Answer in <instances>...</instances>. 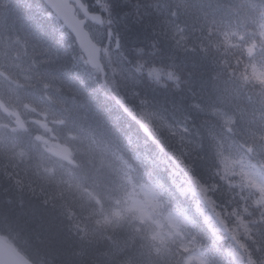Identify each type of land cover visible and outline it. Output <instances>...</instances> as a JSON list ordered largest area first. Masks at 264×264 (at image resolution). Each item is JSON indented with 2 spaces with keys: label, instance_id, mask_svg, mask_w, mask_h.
Here are the masks:
<instances>
[{
  "label": "trees",
  "instance_id": "trees-1",
  "mask_svg": "<svg viewBox=\"0 0 264 264\" xmlns=\"http://www.w3.org/2000/svg\"><path fill=\"white\" fill-rule=\"evenodd\" d=\"M87 1L92 3V7L98 12H103L106 19L105 27L108 30L111 29L113 34L118 36V39L109 46L112 49L109 52L111 58L108 63L107 85L102 83V78L97 72L86 65L72 36L56 21L43 0H0V19L3 25L10 23L16 32L23 34L24 37L27 36L28 40L29 38L32 40L35 32L40 30L43 31L38 35L46 38L42 43L45 45V51H40L32 43V48H29L23 55L25 61L31 62L33 69L36 68L31 72L33 78L30 82L23 79L22 73L16 74L19 77L14 82L18 87L23 86L26 89L23 100L29 97L34 98L38 105L45 107L43 109H51L50 113L61 112L64 120L82 122L80 129L68 131L67 124L64 126L62 122L58 123L55 120L58 118L57 116L52 119L51 124H62L64 128L61 129L74 136L73 147L77 143L84 142L92 148L95 155L100 152L107 157L117 155L111 164L120 159L121 166L127 167L128 161L135 157L139 166L149 170H162L160 176L168 185L170 195L178 201H182L178 199V196L185 187L187 192L192 191V201L185 202L191 212L188 219L199 218L201 235L205 243L210 246V250L216 255L219 264H245L243 250L246 246L251 245V240L248 237L256 240L264 239V212L258 210L264 206V195H261L255 189L256 187L248 182L247 173L243 174L241 171L245 164L246 167H249L251 166L250 161L255 162L245 158L242 155V150L264 151V141L261 139L264 137V88H257L249 82L254 80L264 84L262 77L264 74V18L237 17L229 11L228 0H220V3L217 4L215 0H153L159 5H168L167 10L169 11H173L174 4L177 5V3L184 4L186 9L191 10L192 13L197 12L198 8L201 9V12L209 11L205 21L212 24L220 23L223 28H217L205 39L200 38V35L190 36L191 33L198 32L200 26L196 23L189 27H178L171 30L169 34H158L143 28L142 34L141 32L136 34L140 36L142 45L133 49L129 46V42L119 37L118 24L119 22L120 24L126 23L128 13L143 7L144 1L120 0L122 4L114 3V0ZM248 5L255 6L254 0H245V6ZM175 10L178 17L185 14L183 11ZM166 37L169 40V48H171V42L174 41L183 50V54H180L178 58L175 59L173 56L175 51L169 49L168 44L162 43ZM257 38L261 41V55L255 60L248 61L245 58V51L248 57L253 55L254 49L257 47L255 43ZM139 49L146 52L145 57L135 61L132 57ZM170 55L172 62L165 59ZM142 59L149 60L148 66L140 63ZM209 67L211 73L207 74V79L198 78V81H202L205 85L206 81L213 79V83L217 86L215 91L218 90V96L210 95L211 92L206 87H203V91L197 89L195 92V94H199L196 99L197 105L186 101L190 109L185 107L182 111V108H178L174 112L171 111V108H167L168 104L162 102L158 97L160 92L168 93L171 86L174 85L169 83V80H174L175 84L180 82L184 70L200 73L199 71ZM150 79L155 80V83H148ZM44 84H48L49 87L43 88ZM4 85L6 91L11 93L12 89L7 86V83ZM152 85L155 86L156 91ZM150 86H152L150 92H145L144 89ZM221 87L224 88L221 89ZM179 89L176 86L173 91L177 92ZM113 93L122 98L127 107L132 109L138 117L145 120L153 132L154 141L150 142L146 135L140 132L134 121L123 113L114 101ZM224 93H227L228 96H221ZM168 95L170 94L168 93ZM220 104L225 107V115L232 118V126L229 130L234 131L230 137L227 136L228 130L223 127L221 121L213 116L216 122H209V131L206 134L210 136L209 140L217 152L216 155L219 156V161L215 160L220 164L223 174L228 177L232 175L233 169L239 166L240 174L243 175L246 182L243 184L233 183L231 179H226L215 195L213 207H219L222 214L226 212L228 216L232 217L234 222L224 224V226L226 225L236 241L239 242L243 254L231 249L230 242L226 240V233L221 230L223 225L218 222H214L216 234L210 239L209 232L204 229V215L207 214L205 203L199 201L185 176L171 163L169 158L156 151V145L158 142L161 143L160 132L162 130L176 132L175 138L172 140L165 137L163 144L171 145L174 149L171 153L180 162L183 158V153L180 151L183 139L187 135L193 136L198 133L199 128L198 130L196 128L199 121L197 117L200 116L204 119L207 115L206 118L209 119V116L212 115L211 111L218 108ZM186 113L189 118L186 117ZM169 117L175 119L177 123L170 121ZM155 122H158L159 127ZM237 126L242 128L238 129ZM106 128L121 132V137L115 142L106 140L107 133H104ZM206 134L205 136H207ZM77 161L80 167L81 161L79 159ZM94 163L97 167L104 165L95 161ZM183 166L185 167V165ZM27 171L30 176L34 174L32 170ZM186 171L193 177L196 186L202 189L205 197L209 193L207 185L220 184V181L215 182L217 179L193 175L189 169ZM216 171L218 172L217 168ZM225 184L227 190H225ZM32 188L35 189V187ZM249 189L260 194V198L255 201V208L246 207L250 195ZM12 192L10 190L0 191L2 204L9 196V207H3L0 211L1 222L10 223L12 216L17 218L19 214L26 213L28 219L45 217L48 220L51 219L55 224V229L51 234L47 229L33 237L31 249L28 245L26 248L22 247L39 264H91V261L97 258V253L103 250V246L93 247L72 235L74 229L66 219V213L70 211L67 201L59 204L55 210L54 208L47 210L46 207H37L35 204L38 201L31 198V195L17 190L11 194ZM49 195L52 198H58V201L62 199L60 193ZM19 203L21 204L19 205ZM233 209H235L234 216ZM12 227L16 228V226ZM8 231L9 229H0L2 235L8 234ZM19 233L23 232L19 231ZM48 237H53V239ZM42 240L46 242L45 248L41 247L40 249L43 250L37 252L33 247ZM65 241L73 243L71 248L63 247ZM78 251L84 253L77 256ZM39 258L41 261H38Z\"/></svg>",
  "mask_w": 264,
  "mask_h": 264
},
{
  "label": "clouds",
  "instance_id": "clouds-1",
  "mask_svg": "<svg viewBox=\"0 0 264 264\" xmlns=\"http://www.w3.org/2000/svg\"><path fill=\"white\" fill-rule=\"evenodd\" d=\"M232 2L233 0H230V5ZM254 3L255 6H245V0H241L235 8L230 5L227 7L237 17L264 18V0H254ZM172 15H177L175 9ZM255 43L257 47L251 57H248L245 51L248 61L261 55L260 39L257 38ZM248 46L250 47L251 43ZM249 82L257 88H264V84L257 81ZM6 83L13 94H25V87H18L14 81ZM48 87V84L43 85L45 89ZM38 117V103L31 97L15 104L5 99L0 106V118L3 121L0 132L12 137L10 146L6 145L4 150L0 151V158L6 161L13 171L21 168L25 162L31 163L33 151H41L37 139L40 132L33 123ZM155 123L159 127L158 122ZM232 131L234 130H228L226 135L230 137ZM166 136L167 131L162 130L161 143L156 145V151L163 156H168L174 151L170 144H163ZM25 137L28 142L35 143L34 150L30 143L22 139ZM261 139L264 141V137ZM71 150L72 159L81 161V166L73 170L74 184L78 187L69 185L60 189L58 185H50L49 188L59 191L61 202L67 201L70 205L66 219L74 229L72 235L93 247L103 246V250L97 253V258L92 260L91 264H219L216 255L201 235L199 218L188 219L191 216L189 206L170 195L168 185L160 176L162 170L137 167L134 163L135 157L128 161L127 167L114 162L111 167L99 168L94 163L95 153L87 143H77ZM180 151L183 153L180 162L195 175V166L187 157L192 156L193 160L204 157L194 155L198 149L191 144L181 147ZM20 152L26 153V160L23 162L17 159ZM212 155L210 163H215L216 167L220 168L215 154ZM242 155L260 163L261 169L264 170V151L242 150ZM63 164L68 166L67 161ZM42 171L53 174L50 168ZM61 172V169H57V174ZM218 179L220 184L207 185L209 193L205 201V211L213 222L220 225L230 224L234 222L232 217L226 213L222 214L219 207H213L215 195L226 179L240 184L246 181L240 174L239 166L233 169L232 175L228 177L221 170ZM13 183L21 184L18 179H14ZM17 191L37 196L45 207L55 203L47 191L43 194L37 193L31 185L18 187ZM249 193V203L255 208V201L260 198V194L252 189H249ZM258 210L264 212V206ZM248 239L251 240V245L243 250L245 264H264V239ZM17 248L25 264H35V260L27 251L19 249L18 245ZM76 255L81 256L82 253L78 251Z\"/></svg>",
  "mask_w": 264,
  "mask_h": 264
},
{
  "label": "bare ground",
  "instance_id": "bare-ground-1",
  "mask_svg": "<svg viewBox=\"0 0 264 264\" xmlns=\"http://www.w3.org/2000/svg\"><path fill=\"white\" fill-rule=\"evenodd\" d=\"M144 1V6L140 7L138 10H131L128 13V17L126 18V23H121L119 22L118 24V28H119V37H122V39L124 41L129 42V46L133 49H137L139 48L142 43H141V38L140 36H137L140 32L142 34V31H144V29H149L152 32L155 33H167L169 34L171 30H175L178 27H189L192 26L193 24H197L199 25V29L197 30L198 32L195 33H191L190 36L192 37H196L197 35H200V38L205 39L207 36H209L210 34H212L217 28H223V25H221L220 23H216V24H212V23H208L205 21V19L207 18L208 12L209 11H205L203 10L201 12V9H197V12L192 13L191 10H187L185 5L181 3V5L179 3H177V5L174 4V9H178L180 11H183L185 14L181 15V17L179 16H174L172 15L173 11H169L168 9V5L163 6V5H159L156 2H154L153 0H143ZM180 1V0H179ZM204 1V0H202ZM227 2H229L230 4V0H228ZM241 2V0H233V2L231 3L232 6H236L237 4H239ZM43 3H49L48 0H43ZM114 3H118V4H122L120 0H114ZM215 3H220V0H215ZM201 12V13H199ZM78 26V25H76ZM144 28V29H143ZM14 28L11 26L10 23H5L1 30H0V45L2 46V49H0V65L1 64H9L12 66V64L16 65L20 70L24 71H30V73H28V78L26 81L30 82L32 81L31 77V72L35 71V69L32 68V63L25 61V58L22 56L21 51L17 52L13 49V46H11V41H9L7 38L5 37H9L11 35H13L14 33ZM43 31V30H42ZM40 31H36L35 34L33 35L34 37H32V42L34 43V45L37 46V48L40 51H45V45L42 44L43 41L46 39L45 37L38 35V33L42 32ZM110 33L109 30H105V34H104V40H102L101 44H113L115 40L118 39L117 34L114 35V37H109L108 34ZM133 34H137L136 36ZM39 36V37H38ZM167 36V35H166ZM43 37V38H42ZM169 38V36H167ZM166 38H164L163 40V44L167 45L169 48V40ZM106 38H109L107 40H105ZM2 39V40H1ZM127 46V45H126ZM107 46H104V48H106ZM175 51V54L173 56H175L178 58L180 54H183V50H181V48L178 47L177 43L172 41L171 42V48ZM145 51H142L141 49H139L137 51V53H134V56L132 57L133 60L137 61V59H140L142 57H145ZM168 57V56H167ZM171 55L169 56V58H165V59H169L170 62H172L171 60ZM173 59V58H172ZM148 62L149 60L147 59H142L140 61V63H142L145 66H148ZM195 71V70H194ZM210 67L206 68V70L202 69V71H199L200 73H195L194 72H189L184 70V74L183 77L181 78L180 82L178 84H175V81L173 80H169V83L174 84L173 86H171L170 90L173 91L176 86H178L179 91H173V93H170L171 91L169 90V94L168 93H164V92H160L159 94V98L161 99L162 102L168 104L167 108H171V111H177L178 108H182L181 110L184 111L185 107H187L188 109H190L188 107V102H192L194 103V105H197L198 102H196V99H198V93L195 94L197 89H201V91H203V87H206L207 90H209L211 93H209L210 95H215L218 96V90L215 91V83H213L214 81L212 80H208L206 81V84L203 85L204 83H202V81H198V78L200 79H207V74H210L211 72ZM40 77H44V76H40ZM156 78V77H155ZM148 83L154 84L155 80L150 79V81ZM154 86V85H152ZM146 87L144 90L145 92H150L151 87ZM155 90V86L153 87ZM224 87H221V89H223ZM153 91V90H152ZM156 91V90H155ZM208 93V92H207ZM31 96V95H28ZM114 97L119 98L120 100H122V98H120L118 95H115L113 93ZM221 96H228L227 93H224ZM23 101V96L20 95V102ZM188 101V102H186ZM81 108V107H80ZM174 109V110H173ZM85 111V110H84ZM123 113L128 117L134 115V112L129 110V112H127L125 109L122 110ZM212 115L209 116V119L204 118H200V116H198V125H197V130L198 133H195L193 136L191 135H187L185 139H183V146L187 144H191L192 146H194L196 149H198L197 152L194 153V155L196 156H202L204 157L203 159H192V156H188V160L194 164L195 166V171H196V175L197 176H204L207 179H217L215 182H219L218 179V172H221L220 168L216 167L215 163H210V161H212V154H215V159H217V161H219V156L216 155V151L214 150L213 146H212V142L211 140H209V135L206 134L208 133L209 129H208V124L209 122H216L215 118L219 121H221L222 125L224 128H226L227 130L231 129L232 126V118L228 117L225 115V107L223 105H219L218 108H214L213 111H211ZM210 113V114H211ZM215 118H214V117ZM186 117L189 118L188 114L186 113ZM204 117V116H203ZM170 121H172L173 123H177V121L175 119H172L171 117H169ZM68 125V127L66 128L68 131H76L78 129L81 128V125L83 124L82 122H77L75 120H70V119H65L63 122V125ZM62 124H56L52 127L53 130H57L54 133L56 135H59L60 140H64L65 142L68 143H72V141H74V136L70 135L66 130L64 131L61 128H64ZM238 129H241V126H237ZM109 129V128H108ZM106 131L104 132L105 134L107 133L105 139L110 141V142H115L117 141L120 137H121V132H116L113 130H107V128L105 129ZM200 134V135H199ZM205 134L207 136H205ZM176 132H171V131H167V136L169 139H173L175 138ZM46 140V138L44 136H41L39 138V142L42 143ZM2 147H0V151H3L5 146L1 149ZM188 150V149H185ZM95 158V162L99 163V164H104L102 165L103 167H111V162L114 161L117 158V155H112L110 157H107L106 155H104L103 153H97ZM155 154H154V158H155ZM36 158V157H35ZM24 166V165H23ZM81 166V163H80ZM29 166H24L23 168H18L16 169L14 172L11 171V167L7 164L6 161L2 160L0 158V191H6V190H10L13 191L11 194L14 193V191L17 190L18 187L21 186H27V185H31L32 187H35V189H37V193L43 194L46 191L49 194L52 193H59V191L57 190H53L50 189L49 186L50 185H58L60 189L63 188H67L69 185L67 183V180L64 178L63 174L59 173L57 174V171L52 172L53 174H47L46 172L42 171L43 166H41V164H38V169H35L36 171H34V174L32 176H30L28 174V171L26 168H28ZM99 168H103L98 166ZM216 168L218 169V172L216 171ZM190 172L191 169H189ZM11 173V175L9 174ZM14 179H18L21 184L20 185H16L13 183ZM15 189V190H14ZM231 192V190H230ZM238 193V192H235ZM9 196L6 197V200L4 202V204L1 203L0 200V211L2 210L3 207H9V200H8ZM31 198L36 199L38 201L37 204H35L37 207L42 206L43 208L45 207L42 203L40 198H38L35 195H31ZM55 203L53 206H49L46 207L47 210H52L55 207H58L59 204H63V202H61V200L58 201V198H53ZM182 203L185 204L184 201H181ZM21 203H19L20 205ZM26 207V205H25ZM246 207H250L253 208L250 203L249 200H247L246 203ZM24 208V207H23ZM13 218H11V220L9 221L10 223H5V222H1L0 224V229H9V231L7 232L9 237L11 240H14L19 246L21 245L22 247H25L28 245L29 249H31L30 247L32 246L33 243V237L37 236L36 234L41 233L43 230H47L48 232L51 234L52 231L55 229V224L51 219H46L45 217H41V218H30V219H16L14 218V216H12ZM12 226H16V228L12 227ZM19 231L23 232V233H19ZM229 231V229H228ZM49 234V235H50ZM41 238V237H40ZM48 238H52L53 237H48ZM39 239V238H38ZM41 243V244H40ZM45 244L46 242H44V240H42L41 242H39L38 245L34 246V250H36L37 252H40L39 250H43L40 249L41 247L45 248ZM42 253V252H41ZM81 253H84L83 251H81Z\"/></svg>",
  "mask_w": 264,
  "mask_h": 264
},
{
  "label": "water",
  "instance_id": "water-1",
  "mask_svg": "<svg viewBox=\"0 0 264 264\" xmlns=\"http://www.w3.org/2000/svg\"><path fill=\"white\" fill-rule=\"evenodd\" d=\"M48 1H49L48 4H50L51 8L58 13L62 21H64L65 23L67 22L66 25L68 24L70 30L75 34L77 43L79 44L83 53L86 55L88 59V64L91 65V67L93 66V67L103 68V65H101V61H100L101 49L97 46L95 42L92 41L90 33L84 29L86 25V21L77 20L75 16H72V14L74 13L73 12L74 9L69 6V2L74 1L80 4L79 0H48ZM92 17L93 20H96V18H98L95 16ZM117 100L121 104L122 108L125 109L122 101L120 99ZM125 110L129 112V110L127 109ZM131 116L134 117V115L132 114ZM137 121L141 123L143 130L149 133L148 129L143 124V122L141 120H137ZM18 258L21 259L22 262H24V260L21 257L18 256Z\"/></svg>",
  "mask_w": 264,
  "mask_h": 264
},
{
  "label": "rangeland",
  "instance_id": "rangeland-1",
  "mask_svg": "<svg viewBox=\"0 0 264 264\" xmlns=\"http://www.w3.org/2000/svg\"><path fill=\"white\" fill-rule=\"evenodd\" d=\"M89 28V31H91L92 32V34H93V39L95 40V41H97V42H99L100 44L102 43V40H104V38L106 37H104V34H105V30L103 29V27L102 28H100L99 26H97V25H95V24H89V26H88ZM1 28H2V26L0 25V30H1ZM108 30V29H107ZM110 31V33L108 34V36L109 37H114V34H113V32H112V30L110 29L109 30ZM5 38H7L9 41H11V46H13V49L15 50V51H17V52H19V51H21V50H23V48H25V47H29V45H28V38L26 39L25 37H24V35L23 34H17V33H13V35H11V36H9V37H5ZM2 40V39H1ZM0 43H1V41H0ZM255 45V44H254ZM35 46V45H34ZM0 49H2V46L0 45ZM1 51V50H0ZM4 65H6V66H8L9 64H4ZM13 66L15 67V68H17V69H19L16 65H14L13 64ZM25 72H28V71H25ZM195 73H197V72H195ZM194 73V74H195ZM262 77L264 78V74H262ZM42 115H44V117H41ZM46 113H45V111L44 112H42L41 114H40V117H39V124H41V127H46L45 125H44V122L46 121ZM39 127H40V125H38ZM47 129V128H46ZM10 140H12V139H10ZM9 141V140H8ZM46 146V145H45ZM44 146V147H45ZM44 150L45 151H47L48 152V154H50L51 152L52 153H54V151L55 150H59V147H57V146H54V147H49L48 146V148H46L45 147V149H43L42 151H41V156H43L44 154H45V152H44ZM22 152H20V153H18V154H21ZM66 154H67V156L65 155V156H63L62 158H67V159H69L70 158V153L69 152H66ZM60 155H58V156H56L57 158L59 157ZM56 157H54V158H56ZM39 160H41V166H43V169H51L52 170V172H54V171H57V169H59L58 168V164L56 163V162H59V161H56L55 159H53V158H49V157H47V156H43L42 158H39ZM69 162V161H68ZM59 164H61V162H59ZM61 174H63V173H61ZM69 177V176H68ZM68 177H64L66 180H67V183H68V185H71L73 188H76V187H78L77 185H75L74 184V180H71V179H69ZM259 179V178H258ZM259 181L260 182H262V180H260L259 179ZM263 183V182H262ZM19 218H21V219H28V217H27V215H26V213H24V214H19L18 215V217L16 218V219H19ZM72 244L73 243H71V242H67V241H65L64 242V248L65 247H67V248H71V246H72ZM38 261H41V259L39 258L38 259Z\"/></svg>",
  "mask_w": 264,
  "mask_h": 264
}]
</instances>
